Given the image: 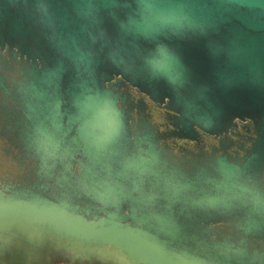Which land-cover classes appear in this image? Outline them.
I'll use <instances>...</instances> for the list:
<instances>
[{"label": "water", "instance_id": "water-1", "mask_svg": "<svg viewBox=\"0 0 264 264\" xmlns=\"http://www.w3.org/2000/svg\"><path fill=\"white\" fill-rule=\"evenodd\" d=\"M0 264H264V0H0Z\"/></svg>", "mask_w": 264, "mask_h": 264}]
</instances>
